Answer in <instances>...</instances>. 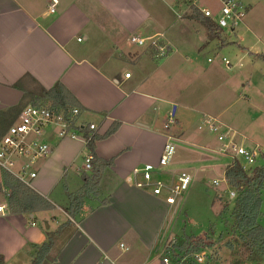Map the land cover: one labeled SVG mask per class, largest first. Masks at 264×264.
Segmentation results:
<instances>
[{"label":"crops","instance_id":"0c3cea01","mask_svg":"<svg viewBox=\"0 0 264 264\" xmlns=\"http://www.w3.org/2000/svg\"><path fill=\"white\" fill-rule=\"evenodd\" d=\"M199 1L58 0L51 12V0H0V119L11 110L13 123L30 104L22 89L35 85L31 76L47 89L60 80L83 106L79 121L96 124L95 133L120 122L114 133L95 142L96 155L115 157L114 163L102 173L100 196L86 198L75 217L65 207L68 193L82 186L81 172H90L85 168L89 150L81 136L60 138L55 128L46 129L42 138L52 150L37 161L32 188L54 206L32 213L0 212L4 264H31L33 245L42 244L47 230L56 231L68 219L76 230L57 258L42 264H170L164 261V235L177 203H167L164 194L128 178L135 167L157 165L167 141H186L205 115L221 119L236 101L235 80L217 76L214 59L200 62L201 49L214 40L190 13L193 7H207L216 17L220 6L202 7ZM182 17L187 19H178ZM132 35L161 37L172 50L157 57L150 44L131 43ZM18 82L22 89L14 86ZM213 82H219L217 97L224 102L218 107V100L213 101L214 109L206 106ZM172 106L175 130L165 127ZM193 140L206 149L214 143L198 132ZM201 168L203 164L190 169L196 173ZM161 171L167 173L164 167ZM63 181L67 196L59 203L54 192ZM103 198L108 203L101 204Z\"/></svg>","mask_w":264,"mask_h":264},{"label":"rangeland","instance_id":"374dc122","mask_svg":"<svg viewBox=\"0 0 264 264\" xmlns=\"http://www.w3.org/2000/svg\"><path fill=\"white\" fill-rule=\"evenodd\" d=\"M238 1L244 6V16L237 20L233 26L230 21L228 26L222 28L221 36L214 38L210 46L206 45L201 49L203 56L200 62L206 65L207 58L214 59V65L218 67L216 72L219 75L217 76L222 78L229 76L231 80H235L236 101L227 107L228 109L220 118L227 124H232L235 129L246 136V138L238 137L244 146L259 148L253 163H248L242 156H237L238 160L245 164L244 169L249 170L253 166L264 167V59L260 57L261 54H264V0ZM199 2L202 7L218 8L220 6L219 0H200ZM170 16L172 19H177L173 11ZM198 23L205 31V26L201 22ZM218 43H220L219 47H217ZM222 57L232 61L231 66L226 65ZM209 72L210 70L206 74L203 72L202 76ZM218 83L213 82V85L206 91V93L209 92L206 106H210L212 109L217 106L213 101L218 100V107L224 104L221 102L222 98L217 97L218 92L222 89ZM173 110L174 106L170 110V115L174 119L170 127L175 130L177 115L172 114ZM191 131L192 134H188L189 138H186V141L173 138L172 142L176 145L174 157L171 163L164 166L167 173H161L162 179L165 180L176 176L182 169H189L187 171L192 175L188 188L177 199L176 209L170 212L168 224L166 223L167 234L164 235L165 247L167 243H173L176 238L187 235L200 236L208 232L210 234L213 230L215 246L213 249L203 250L207 254L204 260L199 263L230 264L236 251L229 245L226 246L225 242L233 235L226 231L220 213L223 202L229 199L232 201L233 198L230 195L231 188L225 180V166L234 157L216 151L219 142L215 133L209 130L206 125H202V128L196 127ZM197 132L203 138L212 137L214 139L210 149L201 147L198 142L193 140ZM38 162L35 161L34 164L37 165ZM201 164L205 168H201L196 173L190 169L192 166ZM214 179L219 181L218 185L213 183ZM64 182H61L54 192L55 200L59 203L61 202L60 198L65 200L67 196ZM73 186L71 183L69 188L75 189L76 187ZM217 195L222 196V199L219 200ZM0 204L7 205V197L2 192H0ZM6 211H9L8 205L4 212ZM262 211V223L264 224V202ZM226 212L229 213V210L225 211V214ZM169 263L179 264L172 261ZM180 264L184 263L181 261ZM257 264H264V256Z\"/></svg>","mask_w":264,"mask_h":264},{"label":"trees","instance_id":"16d2710c","mask_svg":"<svg viewBox=\"0 0 264 264\" xmlns=\"http://www.w3.org/2000/svg\"><path fill=\"white\" fill-rule=\"evenodd\" d=\"M190 17L201 22L208 30V39L219 37L222 28L215 22L212 17L204 15L197 7H193ZM151 53L156 54V48L150 46ZM260 57L264 59V54ZM30 76V75H27ZM33 79L35 85L29 88H23L20 82L14 84L20 87L25 93V103L32 105H44L53 108L56 111H64L70 113L74 108H78L79 113L83 110V106L60 80L51 88H44ZM21 107V106H20ZM13 109H17L14 107ZM11 110H6L5 117L0 119V138L6 131L7 127L12 123L10 120ZM3 113L0 112V116ZM73 120V126L77 133L87 139V148L92 158V168L90 172H81L82 186L75 192H69L68 197L70 203L65 210L75 217L82 209L86 198L99 197V185L102 173L107 167L114 163L115 157L103 159L96 155L95 142L101 138H105L114 133L120 125L115 121L111 124L107 131L103 134H91V130L83 125H76ZM225 180L231 190L235 192L232 201L225 200L221 209V219L224 227L231 236L225 245H229L235 250L230 264H257L264 256V224L262 223L263 211L262 204L264 202V167L253 166L249 170L244 169L238 158H234L225 167ZM6 184L10 188L7 196V205L10 212L32 213L37 210H43L53 207V203L46 197L38 193L34 188L20 181L6 176ZM219 200L222 196L217 195ZM101 204L108 203L107 198L100 201ZM229 210V213L225 211ZM76 230L74 222L70 219L63 222L56 231L47 230L46 240L39 245H33L31 253V264H42L46 259L55 260L57 255L66 241L72 236ZM212 232L204 235H187L185 237L176 238L173 243L166 245L165 258L173 262L181 261L184 264H200L195 259V255L206 249H213L215 241ZM241 256H244L243 258ZM4 257L0 254V264H4ZM223 263V262H221ZM225 264V263H223Z\"/></svg>","mask_w":264,"mask_h":264},{"label":"built area","instance_id":"2783aa9c","mask_svg":"<svg viewBox=\"0 0 264 264\" xmlns=\"http://www.w3.org/2000/svg\"><path fill=\"white\" fill-rule=\"evenodd\" d=\"M219 2L220 9L216 17L210 8L204 7L202 12L204 15L212 17L221 28L228 26L230 21L232 26L235 25L237 20L244 16V6L238 0H219ZM57 5L58 0H51L49 10L54 12ZM129 40L131 43L140 46L146 44L154 46L156 48L155 55L160 58L168 56L172 50L167 42L157 36L141 37L132 35ZM223 61L226 65L231 66L232 61L225 57H223ZM125 76L129 77L130 73H126ZM79 115L78 108H74L66 114L64 111H56L44 105L28 104L23 107L17 119L7 127L0 138V192L4 193L6 197L9 195L10 188L6 184V176L32 187L38 174L34 164L35 161L47 158L51 154L50 143L42 138L48 127L55 128L56 134L60 138L67 136L83 137L77 133L73 126V120L77 118L76 125L87 127L91 130V134H94L96 124H82L79 121ZM173 122L174 119L170 115L165 127H169ZM202 125H206L209 130L215 133L219 141V147L216 150L218 153L231 155L234 158L242 156L248 163L255 161L259 151L258 147L248 148L239 143L238 136L240 134L224 124L217 116L205 115L199 128H202ZM83 138L87 144V139ZM172 140L165 143L157 165L145 163L142 166L135 167L132 170V175L128 178L139 187H152L155 194H164L169 204L177 203L178 197L188 188L192 177L187 170L182 169L174 178L168 181L162 179L161 167L171 163L176 151V145ZM88 154L85 159V168L91 170L93 154L90 152ZM241 164L245 167V164ZM213 183L218 185L219 181L214 179ZM230 195L235 196V192L230 190ZM6 207L7 205L0 204V212H4ZM206 254L202 251L195 255V259L197 262H202ZM164 261L168 262V259L165 258Z\"/></svg>","mask_w":264,"mask_h":264}]
</instances>
